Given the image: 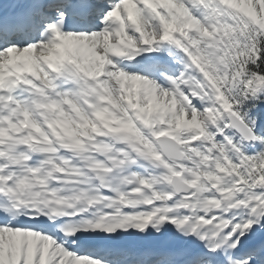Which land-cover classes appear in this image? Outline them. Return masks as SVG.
Here are the masks:
<instances>
[{
	"label": "snow or ice",
	"instance_id": "snow-or-ice-1",
	"mask_svg": "<svg viewBox=\"0 0 264 264\" xmlns=\"http://www.w3.org/2000/svg\"><path fill=\"white\" fill-rule=\"evenodd\" d=\"M0 264H264V0H0Z\"/></svg>",
	"mask_w": 264,
	"mask_h": 264
}]
</instances>
